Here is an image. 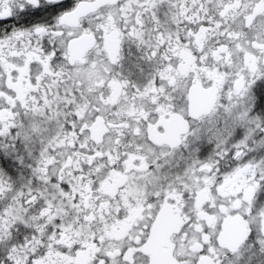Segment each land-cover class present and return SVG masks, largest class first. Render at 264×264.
<instances>
[{"label":"snow or ice","instance_id":"1","mask_svg":"<svg viewBox=\"0 0 264 264\" xmlns=\"http://www.w3.org/2000/svg\"><path fill=\"white\" fill-rule=\"evenodd\" d=\"M41 5L0 0V264H235L264 201V0ZM188 117L224 119L215 158L162 186L152 146L173 155Z\"/></svg>","mask_w":264,"mask_h":264},{"label":"clouds","instance_id":"2","mask_svg":"<svg viewBox=\"0 0 264 264\" xmlns=\"http://www.w3.org/2000/svg\"><path fill=\"white\" fill-rule=\"evenodd\" d=\"M78 2V0H77ZM62 3V0H42V7L55 6ZM75 6V5H73ZM47 15V14H45ZM59 15V13H57ZM51 20L53 25L56 24V16H52ZM63 31H70L69 26H64ZM89 59L96 61L98 64L109 63L106 55L101 52H97L93 49L89 54ZM143 60V54L137 48L132 45H127L123 52L122 64L124 65V72L129 75L130 79L135 80L136 72L131 71L128 65H135L138 61ZM66 67H69L66 65ZM112 73L119 74L121 72V64L110 65ZM147 67V65H145ZM177 107L180 110L184 109V100L180 97L176 99ZM186 114V113H185ZM189 121V132L186 134L184 145L175 150L173 155L168 157L161 156V153L172 152L171 149L163 145L152 146V157L158 158L159 162L163 167L159 170L162 177L160 184L167 186L168 180L163 179L164 175L167 174L168 179H171L175 175L179 174L184 176L187 169L194 167L200 161H211L215 158V154L218 148L219 140L218 135L222 134L225 129L224 119L221 117L215 123H208L205 120L195 119L188 117ZM225 139L229 137L225 136ZM34 153L39 151V145H33ZM19 156L22 157L23 162L17 159V154L13 153L11 156L5 157L8 165L11 167L12 173H15L13 177L14 184L19 188H24L28 184H38L39 181L35 179V176L29 165L33 163L34 156H29L27 152L19 151ZM231 161H226L225 167ZM206 174V173H205ZM11 175V173L9 174ZM181 191H183L182 185H176ZM158 190V189H157ZM14 193H7L3 199H0V204L10 202V197ZM192 199L191 192L186 197L185 207L191 211L190 201ZM222 199L218 197V200ZM264 209V201H258L254 206L253 212L250 216L251 225V238L247 240L244 250L235 257V264H264V216L260 215L261 210ZM215 212V209H212ZM30 213L29 215H31ZM18 231V229H17ZM211 232V228H209Z\"/></svg>","mask_w":264,"mask_h":264}]
</instances>
